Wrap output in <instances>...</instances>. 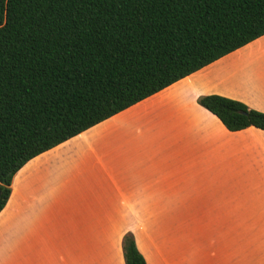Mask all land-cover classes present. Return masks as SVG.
<instances>
[{"label": "crops", "instance_id": "obj_1", "mask_svg": "<svg viewBox=\"0 0 264 264\" xmlns=\"http://www.w3.org/2000/svg\"><path fill=\"white\" fill-rule=\"evenodd\" d=\"M264 112V35L36 155L0 212V264H251L262 237L264 130L231 131L199 98Z\"/></svg>", "mask_w": 264, "mask_h": 264}, {"label": "trees", "instance_id": "obj_2", "mask_svg": "<svg viewBox=\"0 0 264 264\" xmlns=\"http://www.w3.org/2000/svg\"><path fill=\"white\" fill-rule=\"evenodd\" d=\"M264 35V0H0V212L31 158ZM231 131L264 112L199 98ZM126 264H147L135 235Z\"/></svg>", "mask_w": 264, "mask_h": 264}, {"label": "rangeland", "instance_id": "obj_3", "mask_svg": "<svg viewBox=\"0 0 264 264\" xmlns=\"http://www.w3.org/2000/svg\"><path fill=\"white\" fill-rule=\"evenodd\" d=\"M261 238L262 237L253 236V235H248V237H247L248 249L250 251L249 260H250L251 264H254L253 262H254L255 250L258 248L256 245L259 243V240Z\"/></svg>", "mask_w": 264, "mask_h": 264}]
</instances>
